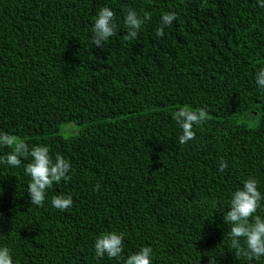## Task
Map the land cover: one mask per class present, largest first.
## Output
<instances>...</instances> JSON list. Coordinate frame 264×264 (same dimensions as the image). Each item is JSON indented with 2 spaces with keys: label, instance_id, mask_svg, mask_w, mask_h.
<instances>
[{
  "label": "trees",
  "instance_id": "16d2710c",
  "mask_svg": "<svg viewBox=\"0 0 264 264\" xmlns=\"http://www.w3.org/2000/svg\"><path fill=\"white\" fill-rule=\"evenodd\" d=\"M103 6L118 31L101 48L91 28ZM127 8L151 16L133 41ZM164 12L177 18L157 37ZM260 67L259 0H0V131L71 163L42 207L26 190L28 161L0 164V246L14 264H123L94 252L97 235L116 231L124 257L151 246L152 264H264L229 248L223 220L243 179L264 196ZM183 106L209 119L182 145L173 113ZM64 123L77 132L62 135ZM61 194L73 200L63 211L50 203Z\"/></svg>",
  "mask_w": 264,
  "mask_h": 264
},
{
  "label": "clouds",
  "instance_id": "9594fccd",
  "mask_svg": "<svg viewBox=\"0 0 264 264\" xmlns=\"http://www.w3.org/2000/svg\"><path fill=\"white\" fill-rule=\"evenodd\" d=\"M259 6L264 7V0H259ZM176 18L175 12H164L155 35L163 37L165 27L171 26ZM150 19L151 16L148 13L140 16L132 8L124 10L123 20L127 32L123 35V39L136 40L142 25ZM117 31L115 13L108 6L99 8L91 28L92 44L103 48L104 43L116 35ZM255 82L259 87L264 88V67H260L255 73ZM173 119L181 130L178 142L183 145L195 138L193 126L205 123L209 119V114L203 107L193 109L183 106L173 113ZM0 146L11 150L0 156V164L18 168L22 165V160L28 161L23 164V168L24 174L30 177L26 190L32 205L42 207L47 190L52 188L54 183L59 184L64 179H70L68 175L71 170L70 161L60 153H56L53 158L47 145L33 144L29 147L28 143L18 136L7 131H0ZM227 167V162L221 158L218 171L223 173ZM241 184V187L231 193L229 208L223 215L225 223L231 226L229 248L234 249L237 256L246 257L248 261L259 260L264 256V216L258 214V209L264 210V204H262L264 196L258 190V181L254 177L243 179ZM99 188V184L94 186L96 191ZM50 203L54 208L63 211L72 206L73 200L71 196L53 195ZM124 237L123 232L100 233L94 240L95 256L103 258L107 255L109 258H121L123 264H152L151 246H142L124 257L122 255ZM241 240L244 242L243 246ZM0 264H14L7 246H0ZM208 264H216L215 256H208Z\"/></svg>",
  "mask_w": 264,
  "mask_h": 264
},
{
  "label": "rangeland",
  "instance_id": "374dc122",
  "mask_svg": "<svg viewBox=\"0 0 264 264\" xmlns=\"http://www.w3.org/2000/svg\"><path fill=\"white\" fill-rule=\"evenodd\" d=\"M59 131L64 136H70L77 132V127L72 123H64L61 125Z\"/></svg>",
  "mask_w": 264,
  "mask_h": 264
}]
</instances>
